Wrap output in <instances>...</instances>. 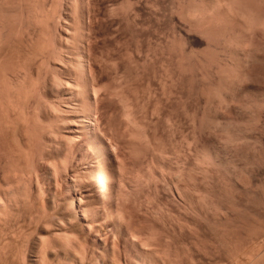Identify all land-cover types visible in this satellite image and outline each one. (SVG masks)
I'll use <instances>...</instances> for the list:
<instances>
[{
	"label": "rangeland",
	"instance_id": "374dc122",
	"mask_svg": "<svg viewBox=\"0 0 264 264\" xmlns=\"http://www.w3.org/2000/svg\"><path fill=\"white\" fill-rule=\"evenodd\" d=\"M220 1L215 9L211 0H0V191H9L0 193V264H264V0ZM70 114L91 115L90 133L111 157L108 182L87 135L70 133ZM16 116L25 117L20 127ZM23 143L35 145L32 158ZM70 186L92 194L82 198L90 227L66 219L58 240L52 228Z\"/></svg>",
	"mask_w": 264,
	"mask_h": 264
},
{
	"label": "bare ground",
	"instance_id": "6f19581e",
	"mask_svg": "<svg viewBox=\"0 0 264 264\" xmlns=\"http://www.w3.org/2000/svg\"><path fill=\"white\" fill-rule=\"evenodd\" d=\"M76 2H77V1H76ZM219 2H221V1H220V0H218V1H217V0H211L212 7H214L215 9H217L216 6H218V7L222 6V5H218V4H220ZM38 3H39V2H38ZM80 3H81V2H80ZM85 3H86V2H85ZM223 3H224V2H223ZM24 4H25V3H24ZM221 4H222V3H221ZM81 5H82V3H81ZM83 5H84V4H83ZM40 6H41V5H40ZM225 6H227V5H225ZM228 7H229V6H228ZM209 8H210V7H209ZM214 8H212V9H214ZM215 9H214V10H215ZM228 9H229V8H228ZM201 11H202V10H201ZM215 12H216V11H215ZM203 13H204V12H203ZM211 13H212V12H211ZM229 13H230V12H229ZM193 14H194V13H193ZM198 14H199V13H198ZM206 14H207V13H206ZM48 23H49V22H48ZM255 23H256V22H255ZM261 23H262V22H261ZM263 24H264V23H263ZM263 24H262V25H263ZM7 25H8V24H7ZM254 26H255V24H254ZM263 27H264V25H263ZM18 28H19V27H18ZM242 29H243V28H242ZM256 29H257V28H256ZM248 30H249V29H248ZM28 31H29V30H28ZM29 32H30V31H29ZM29 32H28V33H29ZM258 32H259V31H258ZM252 33H253V32H252ZM8 34H9V33H8ZM18 34H19V33H18ZM20 35H21V33H20ZM25 35H26V34H25ZM17 36H19V35H17ZM45 37H46V36H45ZM45 37H44V38H45ZM18 38H19V37H18ZM18 38H17V39L15 38V39L18 40ZM48 38H49V36H48ZM243 39H244V38H243ZM0 41H1V39H0ZM9 41H10V40H9ZM20 41H23V40L21 39ZM32 41H33V39H32ZM247 41H248V40H247ZM5 42H6V41H5ZM7 42H8V41H7ZM14 42H15V41H14ZM17 42H18V41H17ZM38 42H39V41H38ZM49 42H50V41H49ZM79 42H80V41H79ZM249 42H250V41H249ZM18 43H19V42H18ZM22 43H23V42H22ZM22 43H21V44H22ZM24 43H25V42H24ZM33 43H34V42H33ZM244 43H245V42H244ZM10 44H11V43H10ZM16 44H17V43H16ZM28 44H29V43H28ZM77 44H79V43L77 42ZM81 44H83V43H81ZM1 45H2V43H1ZM6 45H7V44H6ZM23 45H24V44H23ZM243 45H245V44H243ZM248 45H249V44H248ZM3 46H4V45H3ZM3 46H2V47H3ZM10 46H11V45H10ZM18 46H19V45H18ZM26 46H27V48L29 47L27 44H26ZM81 46H83V45H81ZM20 47H21V46H20ZM24 47H25V46H24ZM75 47H76V46H75ZM242 47H243V46H242ZM246 47H247V46H246ZM12 48H14V47H12ZM21 48H22V47H21ZM31 48H32V47H31ZM48 48H49V47H48ZM243 48H244V47H243ZM23 49H24V48H23ZM28 49H29V48H28ZM34 49H35V48H34ZM41 49H42V48H41ZM76 49H77V48H76ZM79 49H80V45H79ZM244 49H245V48H244ZM244 49H242V50H244ZM15 50L18 51L19 48H18V49L15 48ZM20 50H21V49H20ZM38 50H39V49H38ZM81 50H82V49H80V53H81ZM246 50H247V49H246ZM256 50H257V49H256ZM3 51H5V53H6V50H3ZM23 51H25L26 53H28L26 50H23ZM44 51H45V50H44ZM0 52H1V50H0ZM7 52H8V51H7ZM34 52H36V51H34ZM34 52H31V54H34ZM38 52H39V51H37V53H38ZM75 52H77V51H75ZM244 52H245V50H244ZM15 53H16V51H15ZM18 53H19V54H18ZM18 53H17V55L19 56L21 53H20V52H18ZM26 53H25V54H26ZM39 53H40V52H39ZM44 53H45V52H44ZM3 54H4V53H3ZM7 54H9V53H7ZM28 54H29V53H28ZM28 54H27V55H28ZM71 54H72V53H71ZM77 54H78V53H77ZM85 54H86V52H85ZM241 54H242V53H241ZM34 55H35V54H34ZM40 55H41V54H40ZM54 55H55V54H54ZM80 55H81V54H80ZM1 56H2V54H1ZM7 56H9V55H6V57H7ZM28 56H29V55H28ZM35 56H36V55H35ZM35 56H34V57H35ZM71 56H73V55H71ZM11 57H12V56H11ZM11 57H10V58H11ZM14 57L16 58V56H14ZM22 57H23V56H22ZM22 57H19V59L17 60V62L19 61V63H20V60H21L20 58H22ZM24 57H25V55H24ZM29 57H30V56H29ZM32 57H33V56L31 55V58H32ZM43 57H44V56H43ZM47 57H48V56H47ZM47 57H46V58H47ZM54 57H55V56H54ZM59 57H60V56H59ZM241 57H243V56H241ZM12 58H13V57H12ZM15 58H14L13 61H16ZM26 58H28V57H26ZM82 58H83V57H82ZM85 58H86V57H85ZM7 59H8V58H7ZM16 59H17V58H16ZM32 59H33V58H32ZM38 59H39V58H38ZM52 59H53V58H52ZM1 60H2V59H1ZM29 60H31V59H29ZM29 60H28V61H29ZM44 60H45V59H44ZM61 60H62V59H61ZM72 60H73V59H72ZM77 60H78V59H77ZM79 60H80V59H79ZM8 61H9V60H8ZM13 61H12V62H13ZM23 61H24V59H23ZM26 61H27V60H26ZM33 61H34V60H33ZM56 61H57V60L55 59V62H54V61H53V62L56 63ZM1 62H2V61H1ZM4 62H5V61H4ZM12 62L10 61L11 64H12ZM21 62H22V61H21ZM31 62H32V60H31ZM35 62H36V61H35ZM82 62H83V59H82ZM25 63H26V62H25ZM25 63H23V64L26 66L27 64H25ZM33 63H34V62H33ZM45 63H46V62H45ZM59 63H60V62H59ZM3 64H4V63H3ZM8 64H9V63H8ZM16 64H17V63H16ZM31 64H32V63H31ZM57 64H58V63H57ZM75 64H76V63H75ZM9 65H10V64H9ZM9 65H7V66H9ZM20 65H21V63H20ZM20 65H19V66H20ZM28 65H30V61H29V64H28ZM32 65H33V64H32ZM34 65H35V64H34ZM42 65H44V64H42ZM0 66H2L1 63H0ZM5 66H6V63H5ZM21 66H22V65H21ZM21 66H20V68H21ZM72 66H73V64H72ZM77 66H78L77 69H79L80 75H83V77H84L83 72H84L85 69L83 70V63H81V61H80L79 64H77ZM85 66H86V65H85ZM12 67H13V64H12ZM16 67H17V66H16ZM23 67H24V66H22V70H23ZM40 67H41V66H40ZM43 67H44V66H43ZM9 68H10V67H9ZM14 68H15V67H14ZM27 68H28V67H27ZM29 68H30V66H29ZM38 68H39V67H38ZM73 68H74V67H73ZM31 69H32V68H31ZM77 69H76V70H77ZM236 69H237V68H236ZM2 70L5 71V69H3V66H2ZM10 70H11V68H10ZM14 70H15V69H14ZM14 70H13V71H14ZM16 70L18 71V69H16ZM19 70H20V69H19ZM27 70H28V69H27ZM32 70H33V69H32ZM38 70H39V69H38ZM73 70H75V69H73ZM73 70H72V71H73ZM76 70H75V71H76ZM13 71H12V72H13ZM30 71H31V70H30ZM30 71H28V72H30ZM77 71H78V70H77ZM86 71H87V70H86ZM23 72H26V70H25V71L23 70ZM31 72H32V71H31ZM35 72H36V71H35ZM2 73H3V72H2ZM4 73H5V72H4ZM10 73H11V72H10ZM18 73H19V72H18ZM77 73H78V72H77ZM84 73H85V72H84ZM13 74H14V72L12 73V76L14 77L15 74H14V75H13ZM37 74H38V72H37ZM5 75H6V74H5ZM18 75H20V73H19ZM32 75L34 76V74H32ZM32 75H31V76H32ZM39 75H40V74H39ZM85 75H86V73H85ZM3 76H4V74H3ZM8 76H9V75H8ZM21 76H22V74H21ZM26 76H27V75H26ZM28 76H29V73H28ZM33 76H32V77H33ZM37 76H38V75H37ZM40 76H41V75H40ZM76 76H77V74H76ZM6 77H7V75H6ZM15 77H17V76H15ZM23 77H24V76H23ZM81 77H82V76H81ZM81 77H80V78H81ZM85 77H86V76H85ZM10 78H11V77H10ZM26 78H27V77H26ZM26 78L24 77L25 80H26ZM28 78H29V77H28ZM28 78H27V80H28ZM33 78H34V77H33ZM33 78L30 77V80L33 79ZM40 78H41V77H40ZM42 78H43V77H42ZM55 78H56V77H55ZM80 78H79V79H80ZM0 79H1V78H0ZM5 79H6V78H3L4 81H5ZM12 79H13V78H12ZM12 79H9V80L12 81ZM14 79H15V78H14ZM37 79H38V78H37ZM44 79H45V78H44ZM56 79H57V78H56ZM82 79H83V78H82ZM82 79H81V80H82ZM16 80H17V78H16ZM38 80H40V79H38ZM57 80H58V79H57ZM225 80H226V79H225ZM242 80H243V79H242ZM6 81H8V80H6ZM14 81H15V80H14ZM32 81H33V80H32ZM34 81H35V80H34ZM76 81H77V80H76ZM84 81H85V78H84ZM84 81H83V82H84ZM86 81H87V80H86ZM25 82H26V81H25ZM25 82H24L25 85H24V84L21 85V86H20V84H17V85H19L21 88H22V86H23V88H26V87H25V86H26V83H25ZM27 82H29V80H28ZM45 82H46V81H45ZM50 82H51V81H50ZM53 82H55V81H53ZM59 82H60V80H59ZM230 82H231V81H230ZM1 83H2V82H1ZM4 83H5V82H4ZM12 83H13V82H12ZM19 83H23V81H21V82H19ZM31 83H33V82H31ZM37 83H38V82H37ZM40 83H41V82H40ZM47 83H48V82H47ZM57 83H58V81H57ZM75 83H76V82H75ZM5 84H7V83H5ZM13 84H15V83H13ZM13 84H12V85H13ZM27 84H28V83H27ZM34 84H35V83H34ZM62 84H63V83H62ZM77 84H78V82H77ZM79 84H80V83H79ZM83 84H84V83H83ZM83 84H82V85H83ZM239 84H240V83H239ZM29 85L32 86V84H30V82H29ZM40 85L42 86V83L39 84V86H40ZM47 85H48V84H47ZM52 85H53V84H52ZM63 85H64V84H63ZM68 85H69V84H68ZM71 85H73V84H71ZM30 86H29V89H30ZM33 86H34V85H33ZM33 86H32V87H33ZM37 86H38V85H37ZM57 86H58V85H57ZM57 86H56V87H57ZM77 86H78V85L75 86L76 89H77ZM88 86H89V85H88ZM1 87H2V86H1ZM3 87H4V86H3ZM54 87H55V86H54ZM56 87H55V88H56ZM64 87H65V86H64ZM64 87L61 86V88H64ZM69 87H71V86H69ZM69 87H68V88H69ZM72 87H73L72 89L74 90V88H75L74 85H73ZM59 88H60V87H59ZM79 88H80V86H79ZM79 88H78V89H79ZM230 88H231V87H230ZM236 88H237V87H236ZM15 89H16V88H15ZM18 89H19V88H18ZM27 89H28V87H27ZM52 89H53V87H52ZM64 89H65V88H64ZM72 89L70 88V90H72ZM234 89H235V88H234ZM56 90H57V88H56ZM18 91L20 92V90H18ZM22 91H24V90H22ZM29 91H30V90H29ZM79 91H80V90H79ZM11 92H12V91H11ZM64 92H65V91H64ZM90 92H92V91H90ZM21 93H22V92H21ZM27 93H28V92H26V94H27ZM81 93H83L84 95L87 94V93H89V88H88L86 85H84V86H83V90L81 91ZM229 93H230V92H229ZM18 94H19V93H18ZM26 94H25V92H24V94H23V95H25V97H24L23 95H21V97L23 96V98H24L25 101H26V100L28 101V102H25V103H24V107H26L25 104L30 103V101H29L30 99L28 100V98H30V97H28L29 93H28L27 95H26ZM31 94H32V92H30V95H31ZM58 94H59V93H58ZM79 94H80V92H79ZM95 94H96V92H95ZM245 94H246V93H245ZM67 95H68V94H67ZM84 95H83V96H84ZM8 96H9V95H8ZM26 96H27L28 98H27ZM13 97H14V96H13ZM21 97H20V99H22ZM56 97H57V96H56ZM79 97L81 98V96H79ZM25 98H26V99H25ZM82 99H83V98H82ZM18 100H19V99H18ZM24 100H23V101H24ZM23 101H20V102H22V104L20 103L21 105H23ZM54 101H55V100H54ZM78 101H79V100H78ZM85 101H86V103H85V102H84V103L86 104V106H88L89 108H91L92 105L90 104V101H89V100H85ZM12 102H13V101H12ZM67 102H68V101H67ZM18 103H19V101H18ZM12 104H13V103H12ZM14 104H16V103L14 102ZM14 104H13V105H14ZM20 104H19V105H17V104L14 105V108L12 107V108H13L12 110H13V111L15 110V108H16L15 106H17V109H18V106H19V108H20ZM76 104H78V103H76ZM92 104H93V103H92ZM9 105H10V104H9ZM29 105H30V104H28V106H29ZM79 105H80V104H79ZM11 106H12V105H11ZM11 106H10V107H11ZM52 106H53V105H52ZM83 106H84V105H83ZM90 106H91V107H90ZM7 107H8V106H7ZM7 107H6V108H7ZM10 107H9V108H10ZM22 107H23V106H22ZM67 107H69V106H67ZM70 108H72V107L70 106ZM74 108H75V107H74ZM86 108H87V107H86ZM89 108H88V109H89ZM75 109H76V108H75ZM92 109H93V108H92ZM226 109H227V108H226ZM4 110H5V106H4V108H3L2 111H4ZM7 110H8V112L11 111V110H9L8 108H7ZM18 110H19V109H18ZM78 110H79V109H78ZM15 111H17V110H15ZM15 111H14L13 116L15 115ZM20 111H21V110H20ZM23 111H25V113H26V110L23 109ZM23 111H22L21 113H23ZM71 111H72V110H71ZM4 112H5V111H4ZM8 112H7V113H8ZM17 112H18V111H17ZM17 112H16V113H17ZM60 112H61V110H60ZM91 112H92V111H91ZM93 112H94V111H93ZM218 112H219V111H218ZM5 113H6V112H5ZM25 113H23V114H25ZM65 113H66V112H65ZM65 113H64V114H65ZM67 113H68V112H67ZM73 113H74V112H73ZM79 113H80V112H79ZM79 113H78V114H79ZM2 114H3V113H2ZM9 114H10V112H9ZM23 114H22V115H23ZM64 114H62V115H64ZM89 114H90V113H89ZM220 114H221V113H220ZM3 115H4V114H3ZM3 115H2V117H5V115H4V116H3ZM7 115H8V114H7ZM7 115H6V117H8ZM25 115H26V114H25ZM25 115H23V116H25ZM80 115H82V114H80ZM80 115H73V114L68 115V118H67V119L69 120L68 122H69V125H70V127H69V131H70V133L74 134V137H78V138H80L82 135H87V140H88V141H89V142H90V143L96 148L95 152H96V151L98 152V156H99V161H100V162H99V161H97V162H99V163H100V166H101V167H100V169H101V170H100V173H101L102 177L104 178V180L108 182V181L110 180V178L112 177V173H110V171H109V167H111V172H114L113 167H112L111 157H110V154H109V152H108V149H107V147L104 145V143H103L102 141H100L101 138L99 139L97 136H95L96 134H91V133H90V130H91L92 125L95 124V123H93V120H92L91 117H90L91 115H90V116H88V115H87V116H80ZM83 115H84V114H83ZM93 115H95V114H93ZM216 115H217V114H216ZM64 116H66V115H64ZM220 116H221V115H220ZM220 116H219V117H220ZM9 117H11V116H9ZM9 117H8V118H9ZM16 117H17V116H16ZM16 117H15L14 119L17 120L18 117H17V118H16ZM25 117H26V116H25ZM25 117H24V119H25ZM92 117H93V116H92ZM216 118H218V117H216ZM3 119H4V118H3ZM3 119L1 118L0 120H3ZM9 119H10V118H9ZM9 119H8V120H9ZM24 119H22V120H24ZM20 120H21V119L18 118V122H21V121H22V120H21V121H20ZM27 120H28V119H27ZM34 120H35V119H34ZM94 120H95V119H94ZM5 121H6V120H5ZM5 121H4V122H5ZM9 121H10V120H9ZM11 121H12V120H11ZM11 121H10V123L12 124L13 121H12V122H11ZM14 121H15V120H14ZM95 121H96V120H95ZM0 122H1V121H0ZM6 122H7V121H6ZM16 123H17V121H16ZM25 123H26V122H25ZM0 124H1V123H0ZM6 124L9 125V127H10V124H9V123H5V126H6ZM13 124H14V122H13ZM13 124H12V125H13ZM19 124H20V123H19ZM19 124H17V125H19ZM2 125H3V124H2ZM2 125H1L0 128H2ZM17 125H16V126H17ZM21 125H22V122H21V124L19 125V127H20ZM26 125H27V124H26ZM28 125H29V124H28ZM13 126H14V125H13ZM24 126H25V125H24ZM48 126H49V125H48ZM94 126L96 127V124H95ZM19 127H18V128H19ZM4 128H6V127H4ZM24 128H25V127H24ZM24 128H22V129H24ZM27 128H28V126H27ZM9 129H11V128H9ZM13 129H14V128H13ZM15 129H16V128H15ZM25 129H26V128H25ZM1 130H3V137H4V136H5V135H4V129H1ZM1 130H0V131H1ZM5 130H7V128H6ZM20 130H21V129L16 130V131H17V132H18V131L20 132ZM95 130H96V128H95ZM11 131H12V130H11ZM16 131H15V133H16ZM22 131H23V130H22ZM22 131H21V133H22ZM27 131H28V130H27ZM7 132H8V131H7ZM23 132H25V131H23ZM34 132H35V131H34ZM44 132H45V130H44ZM8 133H10V131H9ZM29 133H30V132H29ZM29 133H28V134H29ZM92 133H93V132H92ZM1 134H2V133H1ZM22 134H23V133H22ZM25 134H26V133H25ZM42 134H43V133H42ZM8 135H9V134H8ZM23 135H24V134H23ZM39 135H40V134H39ZM44 135H45V134H44ZM97 135H98V134H97ZM14 136H15V134H14ZM17 136L20 137L18 134H17ZM21 136H22V135H21ZM34 136H35V135H34ZM42 136H43V135H42ZM42 136H41V137H42ZM1 137H2V136H1ZM1 137H0V138H1ZM5 137H6V136H5ZM10 137H11V135H10ZM10 137H8L7 139L9 140ZM48 137H49V136H48ZM52 138H53V137H52ZM81 138H82V137H81ZM15 139H16V138H15ZM19 139H20V138H19ZM31 139H33V138H31ZM34 139H35V138H34ZM41 139H42V138H41ZM43 139H44V138H43ZM23 140H24V139H23ZM28 140H30L29 137H28ZM39 140H40V139H39ZM0 141H1V140H0ZM9 141H10V140H9ZM9 141H8V142H9ZM13 141H14V137H13ZM15 141H16V140H15ZM17 141H18V140H17ZM17 141H16V142H17ZM20 141H21V140H20ZM40 141H41V140H40ZM6 142H7V141H6ZM16 142H15V144H17ZM18 142H19V141H18ZM29 142H31V141H29ZM71 142H72V141H71ZM71 142H70V144H71ZM1 143H3V142H1ZM12 143H13V142H12ZM19 143H20V142H19ZM72 143L75 144L76 142H75V143L72 142ZM23 144H24V143H23ZM32 144H34V143H32ZM48 144H50V143H48ZM70 144H69V145H70ZM19 145H20V144H19ZM24 145H25V144H24ZM24 145H23V146H24ZM53 145H54V143H53ZM84 145H85V144H84ZM3 146L6 148V145H4V143H3ZM23 146H20V147H22V149H23V150H22L23 153L27 151L26 153H27L28 156H29V153H28L29 151L32 152V149H33V148L36 149V148H35V145H33L34 147H31V145L29 144V146L31 147V150L29 149V151H28V150H26ZM26 146H27V145H25V147H26ZM29 146H27V147H29ZM66 146H67V145H66ZM70 146H73V145L71 144ZM9 147H10V144H9ZM17 147H18V145H17ZM40 147H41V146H40ZM45 147H46V146H45ZM0 148H1V147H0ZM6 149H7V148H6ZM8 149H9V148H8ZM17 149H18V148H17ZM27 149H28V148H27ZM47 149H49V148H47ZM67 149H68V148H67ZM89 149H90V148H89ZM10 150H14V153H12V154H14V155L18 154V151H16V154H15V148H14V149L10 148ZM20 150H21V149H20ZM25 150H26V151H25ZM45 150H46V149H45ZM60 150H61V149H60ZM91 150H92V149H91ZM33 151H34V150H33ZM47 151H48V150H47ZM89 151H90V150H89ZM12 152H13V151H12ZM36 152H38V151H36ZM36 152H35V154H36ZM45 152H46V151H45ZM90 152H91V151H90ZM0 153H1V152H0ZM7 153H8V152H7ZM26 153H24V154H26ZM68 153H69V152H68ZM93 153H94V152H93ZM3 154H4V153H3ZM3 154H2V155H3ZM10 154H11V153H10ZM24 154H23V156H24ZM62 154H64V153H62ZM66 154H67V153H66ZM73 154H74V153H73ZM21 155H22V154H21V152L19 151V156H21ZM27 155H26V156H27ZM31 155H32V156H31ZM31 155H30V156H31V158H32L33 155H34L33 152H32ZM48 155H49V154H48ZM57 155H58V154H57ZM67 155H68V154H67ZM80 155H81V154H80ZM28 156H27V158H28V160H29L30 157H28ZM60 156H61V155H60ZM68 156H69V155H68ZM4 157H6V156H4ZM9 157H10V156H9ZM16 157H17V156H16ZM42 157H44V155L41 156V158H42ZM51 157H52V156H51ZM75 157H77V156H75ZM17 158H18V157H17ZM21 158H22V157H21ZM21 158H19V159H21ZM24 158H25V157H24ZM77 158H78V157H77ZM80 158H81V157H80ZM3 159H4V158H3ZM15 159H16V158H15ZM15 159L13 158V160H15ZM25 159H26V158H25ZM25 159H22V160L25 161ZM33 159H34V158H33ZM75 159H76V158H75ZM91 159H92V158H91ZM0 160H2V159H0ZM10 160H11V157H10ZM40 160H42V159H40ZM47 160H48V159H47ZM60 160H61V159H60ZM84 160H85V159H84ZM86 160H87V158H86ZM94 160H95V159H94ZM11 161H12V160H11ZM20 161H21V160H20ZM20 161L18 160L19 163H20ZM30 161H32V159H31ZM35 161H36V159H35ZM35 161H33V162H35ZM75 161H76V160H75ZM92 161H93V160H92ZM0 162H1V161H0ZM8 162H9V161H8ZM21 162H22V161H21ZM25 162H26V161H25ZM61 162H63V161H61ZM78 162H79V161H78ZM80 162H82V161H80ZM9 163H10V162H9ZM14 163H15V161H14ZM14 163H11L12 166L16 165V163H15V164H14ZM28 163H29V162H27L24 166H26V167L29 168L30 165L28 166V165H27ZM41 163H42V162H41ZM41 163H40V164H41ZM55 163H56V162H55ZM64 163H65V162H64ZM94 163H95V162H94ZM5 164H7V163H5ZM13 164H14V165H13ZM34 164H35V163H34ZM38 164H39V163H38ZM53 164H54V163H53ZM59 164H60V163H59ZM80 164H81V163H80ZM1 165H2V164H1ZM1 165H0V166H1ZM18 165H19V164H18ZM35 165H36V164H35ZM35 165H33V167H34ZM55 165H58V164L56 163ZM88 165H89V164H88ZM9 166H10V165H9ZM16 166H17V165H16ZM24 166H23V167H24ZM49 166H52V165H49ZM53 166H54V165H53ZM60 166H62V165H60ZM3 167H4V166H3ZM26 167H24V169H25ZM38 167H39V166H38ZM55 167L57 168L58 166H55ZM87 167H88V166H87ZM253 167H254V166H253ZM12 168H13V167H12ZM15 168H16V167H14V170H16ZM21 168H22V167H20V170H22ZM28 168H26V169L24 170V171H26L27 173H28V171H27ZM53 168H54V167H52V169H53ZM56 168H54V170H55ZM6 169H7V168H6ZM32 169H33V168H32ZM87 169H88V168H87ZM3 170H4V169H3ZM9 170H10V169H9ZM34 170H36V169H34ZM34 170H33L32 172H35ZM40 170H41V169H40ZM56 170H57V169H56ZM233 170H234V169H233ZM16 171H18V173H19V169H17ZM16 171H14V172L16 173ZM22 171H23V170H22ZM42 171H43V170H42ZM50 171H52V170H50ZM20 172H21V171H20ZM37 172H38V171H37ZM0 173H1V172H0ZM5 173H6V172H5ZM9 173H10V172H9ZM18 173H16V176H17ZM23 173H24V172H23ZM23 173H22V174H23ZM65 173H67V172L65 171ZM74 173H75V172H74ZM84 173H85V172H84ZM89 173H90V172H89ZM100 173H99V174H100ZM29 174H30V173H29ZM29 174H27V175H29ZM31 174L33 175V173H31ZM35 174H37V173L35 172ZM55 174H57V173H55ZM55 174H54V175H55ZM68 174H69V173H68ZM81 174H82V173H81ZM85 174H86V173H85ZM24 175H25V174H24ZM27 175H25V176L27 177ZM14 176H15V175H14ZM36 176H38V175H36ZM56 176H57V175H56ZM75 176H76V175H75ZM78 176H79V175H78ZM6 177H8V175H6ZM12 177H13V176H12ZM17 177H18V176H17ZM17 177H16V178H17ZM26 177H24V178H26ZM31 177L33 178V176H31ZM89 177H90V176H89ZM10 178H11V177H10ZM21 178H22V177H21ZM24 178H22V179H24ZM32 178H31V179H32ZM37 178H38V177H37ZM69 178H70V177H69ZM71 178H72V177H71ZM17 179H18V178H17ZM31 179H30V180H31ZM33 179H34V178H33ZM52 179H53V178H52ZM56 179H58V178L56 177ZM72 179H73V178H72ZM101 180H102V179H101ZM243 180H244V179H243ZM0 181H1V180H0ZM6 181H8V180H6ZM10 181H11V180H10ZM19 181H21V180H19ZM33 181H34V180H33ZM37 181H38V182H37L38 184L41 183V182H39L40 180H37ZM68 181H69V180H68ZM76 181H77V180H76ZM76 181H75V182H76ZM81 181H84V180L82 179ZM16 182H17V181H16ZM16 182H15V183H16ZM22 182H23V181H22ZM30 182L32 183V181H30ZM78 182H79V181H78ZM86 182H88V180H87ZM93 182H94V181H93ZM10 183H11V182H10ZM18 183L21 184L20 182H17V184H18ZM31 183H30V184H31ZM82 183H83V182H82ZM89 183H90V182H89ZM97 183H98V182H97ZM100 183H101V182H100ZM0 184H1V182H0ZM6 184H7V183H6ZM94 184H95V183H94ZM2 185H4V184H2ZM14 185H15V184H14ZM39 185H40V184H39ZM39 185H38V186H39ZM84 185H85V184H84ZM100 185H102V183H101ZM12 186H13V185H12ZM12 186H11V187H12ZM17 186H19V185H17ZM102 186H103V185H102ZM102 186H101V187H102ZM4 187H5V186H4ZM11 187H9V188H11ZM19 187H20V186H19ZM25 187H26V186H25ZM40 187H41V186H40ZM40 187H39V188H40ZM263 187H264V186H263ZM0 188H3V187H0ZM14 188H15V187H14ZM23 188H24V187H23ZM11 189H12V188H11ZM11 189H10V190H11ZM17 189H18V188H17ZM25 189H26V188H25ZM40 189H42V188H40ZM4 190H5V189H4ZM4 190H1L0 193L2 194L3 197L6 198L7 196H9V191L7 192V191H4ZM19 190H20V189H19ZM15 191H16V189H15ZM25 191H26V190H25ZM38 191H41V192H42V190H38ZM78 191H79V190H77V189H75V188H72L71 186L68 187V189H67V198H66L67 201L64 202L65 204L63 205L64 207H63L62 212H61L62 220H61V218H59V219L61 220V222H58L57 219H53V218L50 219V220H51V223L53 222L52 220H54L55 222H56V221L58 222V223L56 224V226H54L55 228H54L53 225L51 224V226L53 227L52 229L55 230V233H54L53 238H55L56 236H59V238H58V237H57V238H58V240H60V238L62 237V236H61L62 234L60 235V232H63V234H64V230H65L64 228H66V227H65L66 225L63 223V221H66V219L75 222L76 225L78 226L77 228H78L80 231H85L88 227H90V226H88V225H89V224H88V218H86V217H88V216L85 215V212H86L87 209H86V210H85V209H82V202H83V201H82V200H83L82 198H84V197H86V198H90V197L92 196V194H88V195H85V196L83 195V196H82ZM10 192H11V191H10ZM12 192H13V191H12ZM16 192H17V191H16ZM16 192H13V193H16ZM102 192H103V191H102ZM19 193H20V191H19ZM21 193H22V192H21ZM38 193H39V192H38ZM42 193H43V192H42ZM42 193H40V194H42ZM81 193H82V192H81ZM87 193H88V192H87ZM89 193H90V191H89ZM30 194H33L32 190H31V193L29 192V195H30ZM47 194H48V192H47ZM84 194H85V193H84ZM15 195H16V194H15ZM26 195H27V194H26ZM56 195H57V194H56ZM0 196H1V195H0ZM2 196H1V197H2ZM37 196H38V195H37ZM39 196H40V199L37 198L36 201H38V200L41 201V199H42L41 196H42V195H39ZM43 196H44V195H43ZM93 196H94V195H93ZM14 197H15V196H14ZM31 197H32V196H31ZM52 197H53V196H52ZM12 198H13V197H12ZM28 198H30V197H28ZM55 198H57V199H55V200H56V202H58V201H57V200H58V196L55 197ZM7 199H8V198H7ZM13 199H15V198H13ZM26 199H27V198H26ZM31 199H32V198H31ZM35 199H36V198H35ZM44 199H45V198H44ZM11 200H12V199H11ZM27 200H28V199H27ZM42 200H43V199H42ZM2 201L4 202V200H2ZM30 201H31V200H29V202H30ZM33 201H34V200H33ZM36 201H35V203H38V202H36ZM43 201H44V200H43ZM104 201H105V200H104ZM10 202H11V201H9V203H10ZM13 202H16V201L12 200L11 203H13ZM56 202H55V203H56ZM85 202H86V201H85ZM91 202H92V201H91ZM16 203H17V202H16ZM20 203H21V202H20ZM35 203H34V204H35ZM41 203H42V202H41ZM41 203H39V205H40ZM55 203H54V204H55ZM61 203H62V202H61ZM83 203H84V202H83ZM29 204L32 206L31 202H30ZM29 204H28V205H29ZM52 204H53V203H51V202L49 201V202H48V207H49V208H52ZM58 204H59V203H58ZM35 205H37V204H35ZM35 205H34V206H35ZM41 205H42V204H41ZM41 205H40V206H41ZM43 205H45V202L43 203ZM43 205H42V206H43ZM56 205H57V203H56ZM56 205H55V207H56ZM61 205H62V204H61ZM91 205H92V204H91ZM16 206H18V205H16ZM105 206H106V205H105ZM5 207H7V206L5 205ZM20 207H21V206H20ZM45 207H46V205L44 206V208H45ZM55 207H54V208H55ZM102 207H103V206H102ZM34 208H35V207H34ZM37 208H39V207L37 206ZM41 208H42V207H41ZM56 208H57V207H56ZM56 208H55V210L57 211ZM90 208H92V206H91ZM94 208H96V207H94ZM97 208H99V207H97ZM97 208H96V209H97ZM6 209H7V208H6ZM31 209L33 210V207H32ZM31 209H30V211L32 212ZM58 209H59V208H58ZM99 209H100V208H99ZM35 210H36V209H35ZM53 210H54V209H53ZM55 210H54V211H55ZM90 210H91V209H90ZM39 211H40V208H39ZM41 211H42V210H41ZM54 211H53V212H54ZM56 211H55V213H56ZM60 211H61V210H60ZM87 211H88V210H87ZM96 211H97V210H96ZM31 212H30V214H33V213H34V212L31 213ZM50 212H51V210H50ZM53 212H52V215H53ZM58 212H59V210H58ZM90 212H91V211H89V213H90ZM17 213H18V212H17ZM19 213H20V212H19ZM44 213H45V212H44ZM86 213H87V212H86ZM46 214H47V213H46ZM49 214H50V213H49ZM58 214H60V213H58ZM99 214H101V213L99 212ZM111 214H112V213H111ZM222 214H223V213H222ZM38 215H39V214H38ZM41 215H42V214H41ZM56 215H57V214H56ZM93 215H94V214H93ZM224 215H225V214H224ZM27 216H28V215H26V217H27ZM39 216H40V215H39ZM42 216H43V215H42ZM42 216H40V217H42ZM44 216H46V215H44ZM49 216H51V215H49ZM53 216H54V215H53ZM96 216H97V215H96ZM33 217H34V216H33ZM93 217H94V216H93ZM221 217H222V216H221ZM224 217H225V216H224ZM238 217H239V216H238ZM12 218H13V217H12ZM34 218H35V217H34ZM54 218H56V216H55ZM103 218H104V217H103ZM16 219H18V218H16ZM42 219H44V218H42ZM90 219H91V218H90ZM233 219H234V218H233ZM28 220H29V218H28ZM31 220L33 221V218H31L30 221H31ZM36 220H38V219L36 218ZM39 220L41 221L40 218H39ZM45 220H46V219H45ZM240 220H241V219H240ZM71 221H70V224H72ZM106 221H107V220H106ZM106 221H105V222H106ZM228 221H229V220H228ZM248 221H249V220H248ZM28 222H29V221H28ZM34 222H35V219H34ZM47 222L50 223L48 220H47ZM67 222H68V221H67ZM25 223H26V222H25ZM42 223H43V220H42ZM42 223L39 224V221H38L36 224L39 226V225H42ZM233 223H234V222H233ZM251 223H252V222H251ZM29 224H30V223H29ZM29 224H27V225L29 226ZM234 224H235V223H234ZM30 225H31V224H30ZM232 225H233V224H232ZM242 225H243V224H242ZM46 226H48V225H46ZM70 226H71V225H70ZM72 226H73V225H72ZM233 226H234V225H233ZM32 227H33V226H32ZM91 227H92V225H91ZM102 227H103V226H102ZM20 228H21V227H20ZM43 228H44V227H43ZM46 228H47V227H46ZM46 228H45V229H46ZM48 228H49V227H48ZM74 228H75V227H74ZM92 228H93V227H92ZM92 228H89V230H91ZM250 229H251V228H250ZM262 229H263V228H262ZM46 230H47V229H46ZM66 230H67V228H66ZM238 230H239V229H238ZM248 230H249V229H248ZM25 231H26V230H25ZM47 231H48V230H47ZM74 231H75V230H74ZM80 231H79V232H80ZM229 231H230V230H229ZM246 231H247V230H246ZM252 231H253V230H252ZM261 231H262V230H261ZM31 232H32V231H31ZM257 232H258V231H257ZM246 233H247V232H246ZM248 233H249V235H250V232H248ZM251 234H252V232H251ZM51 235H52V234H51ZM64 235H65V234H64ZM256 235L258 236V234H256ZM261 235H262V233H261ZM263 235H264V234H263ZM263 235H262V236H263ZM14 236H16V235H14ZM60 236H61V237H60ZM72 236H73V235H72ZM253 236H255V234H254ZM24 237H25V236H24ZM40 237H41V236H40ZM65 237H66L65 241H63L64 244H65V246H66V247H67V246H71V245L73 246V244H72V243H74L73 239L71 238V239H72V241H71V240H69L70 238H69V239L67 238V235H66ZM240 237H242V236H240ZM240 237H239V238H240ZM259 237H260V236H259ZM2 238H3V237H2ZM38 238H39V237H38ZM43 238H44V237H43ZM57 238H56V239H57ZM229 238H230V235H229ZM233 238H235V237H233ZM250 238H251V237H250ZM256 238H257V237H256ZM262 238H263V237H262ZM4 239H5V238H4ZM10 239H11V238H10ZM29 239H30V238H29ZM39 239H40V238H39ZM63 239H64V237H63ZM259 239H260V238H258V240H259ZM5 240H6V239H5ZM49 240H50V239H48L47 241H44V242H45V245L47 244L46 242L50 243ZM51 240H52V238H51ZM51 240H50V241H51ZM58 240H57V241H58ZM248 240H249V239H248ZM254 240H255V239H254ZM256 240H257V239H256ZM260 240H261V239H260ZM263 240H264V239H263ZM0 241L2 242V239H1ZM7 241H8V240H7ZM70 241H71V243H70ZM238 241H239V240H238ZM249 241H250V240H249ZM10 242H11V241H10ZM40 242H41V241H40ZM42 242H43V240H42ZM42 242H41V244H42ZM51 242H52V241H51ZM234 242H235V241H234ZM241 242H242V241H241ZM253 242H254V241H253ZM260 242H262V241H260ZM260 242H259V243H260ZM263 242H264V241H263ZM263 242H262V243H263ZM6 243L9 244V241L6 242ZM55 243H56V242H55ZM57 243H59V241H58ZM254 243H256V242H254ZM259 243H258L257 245H260ZM38 244H39V243H38ZM52 244H53V243H52ZM62 244H63V243H62ZM64 244H63V245H64ZM5 245H7V244H5ZM16 245H17V244H16ZM45 245H44V247H45ZM50 245H51V244H50ZM50 245H49V246H50ZM54 245H57V244H54ZM59 245H60V243H59ZM253 245H254V244H253ZM253 245H252V246H253ZM41 246H43V245H41ZM243 246H244V245H243ZM246 246H247V245H246ZM255 246H256V245H255ZM263 246H264V243H263V245L261 244V247H260L261 250H263V249H262ZM4 247H5V246H4ZM52 247H53V246H52ZM235 247H236V245H235ZM238 247H239V246H238ZM244 247H245V246H244ZM253 247H254V246H253ZM258 247H259V246H258ZM258 247H254V248H258ZM46 248H48V246H47ZM54 248H57V247H54ZM73 248L76 249L75 246H74ZM239 248H240V247H239ZM239 248H238V249H239ZM246 248H247V247H246ZM248 248H250V247H248ZM254 248H253V250H254V252H255V249H254ZM263 248H264V247H263ZM67 249H68V248H67ZM241 249H242V248H241ZM6 250H7V249H6ZM42 250H43V249H42ZM46 250H47V249H46ZM50 250H51V249H50ZM50 250H49V251H50ZM54 250H55V253L59 254L58 252H56V249H54ZM54 250H53V251H54ZM69 250H70V249H69ZM247 250H248V249H247ZM249 250L252 251V249H249ZM261 250H260V252H261ZM49 251L47 250V251H45V252H49ZM57 251H58V249H57ZM66 251H68V250H66ZM245 251H246V250H245ZM245 251H244V252H245ZM250 251H249V252H250ZM256 251H257V250H256ZM51 252H52V251H51ZM69 252H70V251H69ZM98 252H99V251H98ZM233 252H234V250H233ZM233 252H232V253H233ZM249 252H248V254H249ZM252 252H253V251H252ZM254 252H253V253H254ZM258 252H259V251H258ZM52 253H53V252H52ZM55 253H53V254H55ZM70 253H71V252H70ZM85 253H86V252H85ZM230 253H231V252H230ZM57 254H56V257L58 256ZM66 254H67V253H66ZM76 254H77V253H76ZM78 254H79V253H78ZM78 254H77V255H78ZM244 254H245V253H244ZM250 254H251V255H248V256H251V257H252L253 254H252V253H250ZM79 255H80V254H79ZM229 255H230V254H229ZM45 256H46V255H45ZM65 256H66V255H65ZM74 256H76V255H74ZM80 256H81V255H80ZM80 256H79V258H80ZM84 256H85V255H84ZM245 256L247 257V254H245ZM33 257H34V256H33ZM54 257H55V255H54ZM59 257H60V256H59ZM76 257H78V256H76ZM81 257H82V256H81ZM238 257H239V256H238ZM251 257H247V258L249 259V258H251ZM65 258H66V257H65ZM71 258H72V257H71ZM236 258H237V257H236ZM14 259H15V258H14ZM251 259H252V258H251ZM253 259H254V258H253ZM42 260H43V259H42ZM57 260H58V259H57ZM79 260H81V259H79ZM234 260H235V259H234ZM236 260H237V259H236ZM60 261H61V260H60ZM62 261H63V260H62ZM251 261H252V260H251ZM253 261H254V260H253ZM262 261H263V260H262ZM43 262H44V261H42V264H43ZM53 262H54V260H53ZM65 262H66V261H65ZM248 262H249V261H248ZM255 262H256V261H255ZM257 262H258V261H257ZM58 263H60V262L57 261V264H58ZM63 263H64V262H62V264H63ZM82 263H83V262H82ZM19 264H20V263H19ZM30 264H40V262H39L38 260L31 259V260H30ZM44 264H45V262H44ZM46 264H47V263H46ZM50 264H52V263H50ZM238 264H240V263L238 262ZM242 264H243V263H242Z\"/></svg>",
	"mask_w": 264,
	"mask_h": 264
}]
</instances>
